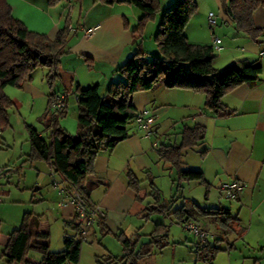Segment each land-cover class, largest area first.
I'll return each instance as SVG.
<instances>
[{"label": "crops", "instance_id": "1", "mask_svg": "<svg viewBox=\"0 0 264 264\" xmlns=\"http://www.w3.org/2000/svg\"><path fill=\"white\" fill-rule=\"evenodd\" d=\"M6 1L14 18L29 31L53 39L58 30L67 26L69 35L66 53L60 58L58 77L51 87L46 82L48 69L43 67L35 69L20 88H4L3 93L16 106L11 109L16 111L17 118L14 124V115L9 109V128L0 134L3 142L0 147L6 149L5 152L0 149V167L10 164L12 159L29 163L26 161L30 150L27 127L34 128L39 136L47 139L48 117L44 119L43 115L51 94L66 97L67 108L58 123L68 134H76V90L97 85L99 94L104 96L111 83L124 81L117 69L136 51L140 41L137 22L141 17V12L128 2L107 5L99 0L94 1L81 18L83 0H79L78 16L75 18V0H65L66 5L62 9L59 4L49 7L46 0ZM175 1L163 0L162 8H168ZM202 3L204 7L198 4V12L184 30L189 43L211 46L216 70L239 68L244 62L260 63L262 70L259 79L252 86L239 85L222 97L221 103L230 112L224 116H216L205 109L203 94L187 90L160 87L132 96L131 102L137 113L149 110L148 120L158 135L144 138L133 123L128 127L127 139L95 158L93 173L86 178L85 196L90 205L100 206L103 216L89 229L84 242L80 241V236L77 237L81 242L77 264H104L109 258H122L125 251L121 241L125 238L130 240L134 252H137L150 241V235L158 224L167 228L169 244L161 251L139 260L137 264H208L197 257V240L191 241L192 252H188L183 240L190 241L183 233H179L178 239H173L169 237V226L163 222L150 224L155 215L172 219L171 223L179 231L182 230L183 221L192 220L213 234L214 238L206 244L215 246L219 251L211 264L221 251L226 253L223 256L226 264H264V8H258L253 14V23L259 35L251 39L238 31L227 12L226 0H202ZM209 13L215 15L214 27L209 26ZM215 39L220 40L218 46L214 44ZM145 55L144 61L148 62ZM194 127L203 129V138L197 146L185 151L183 162L185 168L202 173L205 185L197 181L184 182L177 188L175 169L160 160L157 150L161 145L180 144L183 130ZM22 131L27 134L26 139ZM156 141L157 145L153 146ZM16 146L19 155L11 154L9 160L1 156L12 153ZM160 162L164 163L161 165L162 170H170V176H173L172 172L175 175V179L170 177L168 193L173 195L169 198L164 196L162 190L156 189L151 194L143 187L147 180L156 178L153 170L158 169ZM39 168L44 171L46 168V175H42L40 182L47 177V184L52 187L49 195L56 199L57 209L47 211L49 216L43 211L39 214L25 212L16 222L7 219L0 210V264H7L2 252L9 236L19 229L26 214L31 216V230L49 234V251L52 253L63 250L65 236H74L73 231L64 227V222H72L75 218L73 205L66 202L60 206L61 197L52 186L49 165ZM130 177L136 180L138 191L129 185ZM232 180L240 181L244 187L237 201L225 203L220 199L219 188ZM194 196H197V200ZM156 198H175L176 201L163 212V207L154 210V207L157 208ZM32 202L31 199L30 204ZM178 202L180 207L174 209ZM182 208L193 213V217L188 219L186 214L179 221L174 213L180 212ZM196 208L228 210L236 219L233 231L220 230L210 217L199 214ZM52 221L58 222L62 228L60 240L55 242L53 249L49 227ZM146 228H151V232L145 236L141 232ZM66 230L72 234L68 235ZM107 238L117 244L107 241ZM33 253L37 252L29 253L27 260L38 264L41 256L37 253L39 257H33Z\"/></svg>", "mask_w": 264, "mask_h": 264}, {"label": "trees", "instance_id": "2", "mask_svg": "<svg viewBox=\"0 0 264 264\" xmlns=\"http://www.w3.org/2000/svg\"><path fill=\"white\" fill-rule=\"evenodd\" d=\"M49 7H55L61 0H46ZM107 5L128 2L141 12L137 22L138 39L147 23L158 14L155 42L161 59L144 61L140 43L133 55L117 69L124 81L111 83L106 94L101 96L97 85L76 90L77 130L75 135L68 134L58 123L66 111H54L52 104L56 94H51L43 118L48 117L49 134L47 139L39 132L27 127L30 146L27 162H43L59 180L68 187L85 196L86 178L93 173V163L97 155L112 150L127 139L128 126L134 121L137 110L131 102L135 93L153 91L160 87L181 89L205 96V109L216 116L229 115L230 112L221 103L222 97L239 85L255 84L261 74V64L244 62L241 67H226L216 70L211 46L189 43L184 34L186 25L195 14L197 6L194 0H177L168 8H160L158 0H99ZM229 16L238 31L251 39L259 35L253 23V14L258 8H264V0H226ZM69 32L67 26L58 30L53 39L44 34L29 31L24 24L15 19L6 0H0V133L9 128L8 110L15 108L3 90L5 87L20 88L30 79L37 68H47L46 82L51 87L58 77L61 56L65 52ZM201 127L185 128L180 144L161 145L157 150L161 161L168 163L176 171L177 188L184 182L197 181L205 185L200 171L184 167L185 151L197 146L203 138ZM0 144H3L0 138ZM129 185L138 191L136 180L130 177ZM86 197V196H85ZM176 199L156 198L155 209L167 210ZM151 209V208H150ZM199 214L210 217L215 225L225 232L233 231L236 221L226 209L196 208ZM179 221L193 213L184 208L175 212ZM31 216L26 214L19 229L9 236L7 246L2 252L7 264H32L27 260L29 253L37 252L41 259L38 264H77L80 257L81 242L77 239L81 225L76 221L64 222V227L74 232L72 237H64L61 252L49 251L50 237L46 232L33 231L30 228ZM125 255L109 258L104 264H137L139 260L155 254L165 248L168 242L167 228L158 224L150 235V241L134 252L129 239L121 241ZM197 257L211 264L219 249L215 246L196 245Z\"/></svg>", "mask_w": 264, "mask_h": 264}, {"label": "rangeland", "instance_id": "3", "mask_svg": "<svg viewBox=\"0 0 264 264\" xmlns=\"http://www.w3.org/2000/svg\"><path fill=\"white\" fill-rule=\"evenodd\" d=\"M94 1H97V0H83L82 1L83 3H82V17L81 18L84 17V14L86 13L85 10L89 9L92 6V2H94ZM194 1L196 3V6H197V10L195 12V14H196L198 12V9H199L198 4H200L201 8L204 7V4L202 3V0H194ZM65 2H66L65 0H61L59 2V6L61 9L65 7V5H66ZM159 5L163 11L164 10L162 8L164 5L163 0L159 1ZM74 6H75L74 7V9H75L74 17L77 18L79 0H75ZM160 15L161 14H158L155 17V19H153L147 23V25L143 29L142 38L139 41L140 46H141V50L143 53L146 54L145 57L147 58L148 62H151L154 58H157L159 60L161 59L160 53H159L158 48H157V43L155 42V36H156L158 25L160 22ZM193 16L191 17V19L193 18ZM197 19H198V17H197ZM207 30H209V29H207ZM15 113H16V111L14 109H11V114L14 115L12 118V120L14 121L13 122L14 124L16 123V121L14 119L17 118V115H15ZM133 123L134 122H131L129 125H132ZM22 133L24 134V137L26 139L27 134L24 131H22ZM9 139H10L9 140L10 142L9 141L8 142L11 144L12 143L11 136ZM1 148H3V147L1 146L0 149ZM1 150H3L4 152L6 151V149H1ZM18 151H19V148L16 146V148L12 151V153L7 152L6 154H2L1 156H5L6 159L9 160V157L12 156L11 154H16ZM11 161H13L14 163L11 162L7 166H3V167H9L15 171L10 172L6 175L0 176V201L2 202L1 206H0L1 212H4V216H6L7 219L9 218L11 221H15V222L18 219V217L22 216L23 213H25V212H33L34 211L35 213L39 214V213H41V211H43V212L47 213L46 214L47 216H49V212H47V211H49V210L53 211V210H56L57 208H56V199L52 198L51 195H49L51 193L52 187H50V185L47 184L48 183L47 177L45 180H42L40 182L42 175L43 174L46 175L45 165H47V164L40 163V162H35V163L33 162L32 164H30V163H24L23 161L14 160V159H12ZM162 164H164V163L160 162L158 169L156 171L153 170V172L156 173L155 174L156 178L155 179L150 178L149 180H147L145 182V184H143V187H145V189L148 191V193H151V194L156 189L160 190V191L162 190V192L164 193V196L169 198L170 195H173V194H170V192L168 193V189L170 190V184H171L170 183V177H173V179H175V175H174V172L171 171L173 173V176H170V170H166V169L162 170V168H161ZM39 166H44L45 171L41 170L39 168ZM0 168H2V167H0ZM49 174H50V172H49ZM56 178H59V177L56 176ZM190 183H195V182L192 181ZM37 188H40V189L36 190ZM195 192H197V191H195ZM32 196H33V198H32ZM194 197H196V200H197V196H194ZM31 199L33 200L32 204H30ZM220 199L225 203H229V201H226V200L222 199L221 197H220ZM35 201H37V202L34 203ZM200 203H202V202H200ZM179 207H180V202H178L176 204L174 209H178ZM171 220L172 219L169 220V218L162 217L161 215H155L152 217L150 224L153 222H158V221L163 222L165 225L169 226V237H171L173 239H178L179 233L184 234V232L181 229L179 231L178 227L174 223H171ZM49 227H50V231H51V240H52L51 246L53 249L55 242L60 240V237L62 235V228L60 227L58 222H54V221L49 223ZM150 232H151V228H148V229L146 228V229H143L141 234L146 236ZM66 233L68 235L72 234L71 232H69V230H66ZM184 236H186V235L184 234ZM107 241H111V243L117 244L111 238H107ZM183 243L188 248V252L189 251L192 252V249H191L192 244H190L191 241L186 242V240L184 239ZM183 251L185 252L187 250H183ZM224 254H226V253L221 251L218 255L217 260L213 264H226V262L223 261V256H225ZM32 256L33 257H39V254L33 253ZM164 256L166 258H168L167 254H165ZM198 264H204V263H198ZM245 264H248V263L245 262Z\"/></svg>", "mask_w": 264, "mask_h": 264}, {"label": "built area", "instance_id": "4", "mask_svg": "<svg viewBox=\"0 0 264 264\" xmlns=\"http://www.w3.org/2000/svg\"><path fill=\"white\" fill-rule=\"evenodd\" d=\"M208 23L210 27L216 25L215 15L209 13ZM91 32V31H89ZM215 46L220 44L219 39L214 40ZM66 97L64 95H57L54 98L52 109L54 111H61L65 107ZM149 110H143L138 112L134 118V123L137 126L138 132L147 139H150L152 136H157L158 131L156 128L151 126V123L148 120ZM157 145V141L153 143V146ZM9 167L0 168V176L6 175L10 172H14ZM50 177L52 186L57 189L59 196L61 197L60 206L66 204V202L71 203L75 210L76 221L81 225L80 228V241L84 242L87 232L94 225L97 219L103 216V211L100 206L90 205L87 201V198L80 194L78 191L68 187L63 184L54 173L50 170ZM243 184L238 180H232L222 184L219 188V195L222 199L226 201L235 202L239 199L240 193L243 190ZM181 228L189 241L197 240L202 244H206L210 239L214 238V235L208 232L207 230L200 227L196 222L192 220H185L181 223Z\"/></svg>", "mask_w": 264, "mask_h": 264}]
</instances>
